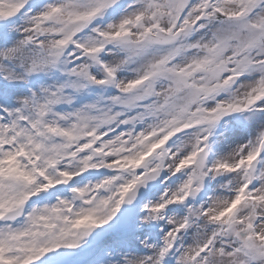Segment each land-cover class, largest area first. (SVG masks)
Here are the masks:
<instances>
[{
  "label": "snow or ice",
  "instance_id": "1",
  "mask_svg": "<svg viewBox=\"0 0 264 264\" xmlns=\"http://www.w3.org/2000/svg\"><path fill=\"white\" fill-rule=\"evenodd\" d=\"M27 3L0 0V22L17 16ZM116 3H47L28 16L20 39L0 48V79L10 86V97L15 82L55 66L65 54L73 65L71 75L92 84H114L122 94L112 97L119 110L94 116L52 113L61 100L59 89L44 90L42 98L34 92L29 97L14 94L15 106L11 99L0 101V264H36L56 249H78L122 204L132 202L140 185L165 168L170 176L183 172L186 178L145 204L144 221L164 219L161 213L168 206L194 197L209 176L230 174L232 195L210 198L207 207L189 206L182 219L169 217L162 245L124 264H164L170 253L175 264H264V169L256 168L264 154V124L228 157L206 162L209 137L222 117L264 113V0H133L118 23L91 28L95 35L81 42L78 34ZM201 30L204 35L189 39ZM9 39V30H0V43L7 45ZM110 43L126 50L115 65L97 59ZM30 45L40 54L9 67ZM133 59L140 61L135 76L118 81V68ZM90 62L100 66L103 78L90 74ZM245 74L252 78L238 82ZM222 92L227 96L221 97ZM69 116L72 122L61 126L58 121ZM174 137L183 140L182 155L179 148L166 147ZM89 169L114 174L71 187L68 198L25 210L32 198L69 185ZM21 215L22 226L8 223ZM193 218L212 227L184 245L181 236ZM54 264L74 262L60 256Z\"/></svg>",
  "mask_w": 264,
  "mask_h": 264
},
{
  "label": "rangeland",
  "instance_id": "2",
  "mask_svg": "<svg viewBox=\"0 0 264 264\" xmlns=\"http://www.w3.org/2000/svg\"><path fill=\"white\" fill-rule=\"evenodd\" d=\"M53 2H61V0H55ZM48 3H50V2H48ZM40 10H42L41 7H39V6L35 7L33 12L29 13V16L37 14ZM130 10H131V8L129 7L121 15L118 14L116 17L113 16L111 19L106 18L104 16L98 17L99 18L98 22H94V25L92 27H88L87 31L84 32V35H89V36L95 35L94 33L91 32V28H93V27H104L108 23H118L119 20L124 15H126V13ZM119 15H120V17H119ZM117 18H119V19H117ZM28 24H29L28 16H25L24 19H21L20 21H18L15 26H13L12 28L9 29V33H10L9 34L10 35L9 43L7 45L0 44V48H3L5 46H11L13 43H15L16 40L20 39L22 37L21 30L24 27H27ZM82 31H84V30H82ZM201 35H204V34L199 32V36H201ZM189 38H191V36ZM205 38H208V36L205 35ZM196 39H198V38H192L191 40H196ZM108 46H109L108 53H107V55H105L103 57L106 64L115 65V64L119 63L121 60H123L125 53L120 52L121 47L119 45H116L114 43H110V44H108ZM39 54H40L39 50L36 48L35 45L25 46L22 53L19 55L20 60H21V64L26 63L30 58L35 57L36 55H39ZM38 71L40 73H42L44 76H47L48 75V66H46L42 70H38ZM117 73L120 76V80H124V81L131 79L135 76L134 74H130L129 70H127L123 64L118 68ZM90 74L96 75L98 79L100 78V76L95 72H91ZM95 90L100 94V100H103V102H99V100L95 99V101L100 104V108H101L102 112L109 111V110L117 111L116 109H118L120 106L113 104L112 97H115L114 95H112L109 91L105 90L103 88V86L97 87ZM8 95H9L8 91L0 89V101L6 99L8 97ZM12 98L14 99V95H12L10 99H12ZM13 106H15V104ZM261 114H264V113L254 112L253 116L258 117V115H261ZM254 117H252V118L255 120L260 119V118H254ZM226 121H228V119ZM226 121H224V122H226ZM225 125L226 126L224 129V132L222 133V135H220L219 140L215 141L214 139H212V144L214 145V151L216 152V154L213 155L210 164L217 159L228 157L229 154H231L235 149H237L239 147V145L246 143V140H247L246 137L242 136V134L245 132L241 131L238 126H234L233 121H230V122L226 123ZM240 132H243V133H240ZM254 133H257L256 129H254ZM245 134L247 137H250V138L252 137L251 132H247ZM177 148L180 149L179 154H181V155L186 150L185 147L183 146V140L182 139L176 140V142H174L172 144V147L170 149L172 151H176ZM260 159L262 160V162H261V166H260L259 171L264 169V154H262ZM165 171H166V174L168 177L166 180H168L169 183L170 182L172 183L171 191L175 190V188L178 186V184H180L183 181V179L186 178L185 175L183 174V172L178 173L175 176H170L166 168H165ZM207 179H208L207 180L208 183L210 184L208 186V188H207V185L205 187V189L207 188V193L205 194L204 197H202L200 199L190 201L189 206H191L192 208L207 207L208 204L211 202L210 198H217V197L227 198V197L232 195L231 189H232L235 181L232 179L230 174H220V175H216V176H209V177H207ZM96 181H98V180H93L91 183H95ZM156 201L157 200H154L152 202H156ZM186 203L187 202H185V204ZM179 205H181V204L170 205V206H168V208L165 209L164 219L155 222V223L159 222L157 225V228L151 229L152 233H150L148 236H145V237H147V239H145L143 243H141L142 242L141 241L142 236H140V237H136V236L124 237L123 238L124 246H126V247H124L122 249L121 253L115 252L114 254H111V256L113 257V260H111V261L102 260L101 264H124L125 259H132L135 257L150 255L154 249H156L162 245L163 235L168 230V228L171 227L167 223L168 218L171 217L174 219H182L184 216H186L188 214V212H186V210H188L189 206L186 207V210H184V207L181 208ZM141 219H142V217H140V222H141ZM162 221H164L165 223ZM23 222H24V219L21 220L20 222L16 223L15 225H12V226L13 227H20V226H22ZM146 223L147 222H145L144 224H146ZM148 224L152 225V222H148ZM210 227H212V226L207 225L206 221L203 218H199V219L193 218V222H191L189 227L183 231V234L181 236V240H182L183 244L187 245V244L192 243L195 236L198 233H203V232L207 231L208 228H210ZM100 228L101 229L98 230L100 232H103V231L111 228L110 221L108 224H105V225L101 226ZM145 245H151L152 247L148 248V247H145ZM61 249H56V250H54V252L46 253L44 256H42L40 258L41 262L46 261L47 264L52 263L55 256L57 254L61 253ZM107 254L108 253H106V255ZM100 255H103V253H101ZM172 255L176 259L175 255L174 254H172Z\"/></svg>",
  "mask_w": 264,
  "mask_h": 264
}]
</instances>
